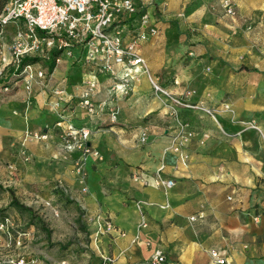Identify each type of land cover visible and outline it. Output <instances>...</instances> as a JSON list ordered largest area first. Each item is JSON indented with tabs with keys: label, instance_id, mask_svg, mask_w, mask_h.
Masks as SVG:
<instances>
[{
	"label": "crops",
	"instance_id": "crops-1",
	"mask_svg": "<svg viewBox=\"0 0 264 264\" xmlns=\"http://www.w3.org/2000/svg\"><path fill=\"white\" fill-rule=\"evenodd\" d=\"M231 2L234 17L224 13L221 0H145L149 24L157 29L140 47L149 73L188 103L213 110L179 107L186 131L146 74L125 95L111 93L112 79L96 74L98 109L88 114L79 99L92 72L73 73L69 66L77 58L53 68L51 84L69 97L62 103L64 119L88 126V144L99 153L87 156L83 177L74 169L78 152L60 147L48 89L35 85L30 103L22 86L12 90L16 134L46 135L28 143L29 182L47 198L56 196L51 189L59 182L64 197L79 205L94 240L90 264H99L103 254L113 264H150L157 246L165 253L162 264H213L211 249L229 264H264V0ZM138 24V15L129 18L127 38ZM162 42L170 43L168 50ZM110 107L118 109L114 122ZM174 145L187 155L185 164ZM157 172L173 185H155ZM106 219L113 229L100 232Z\"/></svg>",
	"mask_w": 264,
	"mask_h": 264
},
{
	"label": "built area",
	"instance_id": "built-area-1",
	"mask_svg": "<svg viewBox=\"0 0 264 264\" xmlns=\"http://www.w3.org/2000/svg\"><path fill=\"white\" fill-rule=\"evenodd\" d=\"M144 4L145 0H7L0 13V23L4 28L11 29L10 40L5 50L0 52L1 70L6 75L8 73L2 89L7 91L22 86L29 103L35 85L48 89L47 102L58 115L54 126L60 138V147L67 153L78 152L73 164L75 172L82 177L87 156L99 157V153L88 144L91 133L88 126H76L62 117V103L69 97L59 85H52L51 80L53 68L65 58L80 59L93 65L98 72H106L113 81L109 87L111 93L127 94L139 75L146 74L154 93L165 97L168 112L181 130L186 131L188 123L180 119L179 107L198 108L213 113L211 109L188 103L173 94L149 73L139 43L149 35L156 34L157 29L150 26V16ZM221 7L227 15H236L231 0H221ZM134 15L139 16V24L137 30H133L127 38L129 18ZM47 63L53 64V67ZM96 82V74L92 72L79 99V104L88 114L98 109L92 100ZM117 112V107L109 108L111 121L117 119ZM33 137L38 140L46 138V135L34 133ZM146 140L147 133L142 131L139 141L144 143ZM173 150L178 152L180 161L185 164L187 155L181 152L179 145H174ZM154 183L166 188L172 186L174 181L157 172ZM57 185L66 190L59 182ZM227 198L230 200L232 196ZM136 205L140 209V203ZM140 214V226H145L141 209ZM196 217L192 215L190 219ZM259 219V213L252 214L254 222ZM9 223V219L5 218L0 223V230L9 234ZM112 229V222L106 219L99 231L108 232ZM209 253L213 264H229L221 251L211 249ZM164 261L163 249L159 246L153 248L149 263L162 264ZM22 263L23 258L17 260V264ZM0 264H3L1 260ZM99 264H113V258L103 254Z\"/></svg>",
	"mask_w": 264,
	"mask_h": 264
},
{
	"label": "rangeland",
	"instance_id": "rangeland-1",
	"mask_svg": "<svg viewBox=\"0 0 264 264\" xmlns=\"http://www.w3.org/2000/svg\"><path fill=\"white\" fill-rule=\"evenodd\" d=\"M10 35V28L1 32L0 52L5 50ZM147 42L143 41L139 47L142 49ZM161 46L168 50L170 43L162 42ZM69 67L73 73L107 74L82 60ZM1 68L0 62V77L6 79L8 73ZM11 93L12 89L4 91L0 85V223L5 218L11 223L7 228L9 234L0 230V260L3 264H17L21 258L22 264H90L95 258L94 240L86 220L79 217L82 213L79 205L64 197L57 182L51 189L56 196L51 198H47L48 192L44 193L40 185L29 182L28 143L36 140L34 133L41 132L24 130L16 134L15 120L11 117ZM12 196L22 207L11 204Z\"/></svg>",
	"mask_w": 264,
	"mask_h": 264
},
{
	"label": "trees",
	"instance_id": "trees-1",
	"mask_svg": "<svg viewBox=\"0 0 264 264\" xmlns=\"http://www.w3.org/2000/svg\"><path fill=\"white\" fill-rule=\"evenodd\" d=\"M6 2H7V0H0V13H1V11H2V9H3V7H4V5H5ZM4 29H5L4 26L0 23V34H1V32H2ZM51 66H52V65H51ZM2 79H3V78L0 77V85H1V88H2V86L6 83V79H3V80H2ZM13 89H14V87L12 88V90H13ZM11 204H13V205H18V206L22 207V205L18 203V201L15 199L14 196H12ZM23 207L28 209V207H25V206H23Z\"/></svg>",
	"mask_w": 264,
	"mask_h": 264
}]
</instances>
